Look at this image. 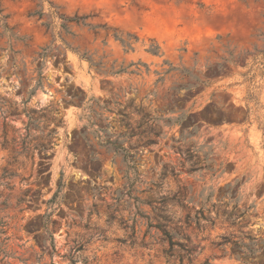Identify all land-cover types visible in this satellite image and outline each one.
<instances>
[{
  "label": "rangeland",
  "instance_id": "obj_1",
  "mask_svg": "<svg viewBox=\"0 0 264 264\" xmlns=\"http://www.w3.org/2000/svg\"><path fill=\"white\" fill-rule=\"evenodd\" d=\"M174 195L191 264H264V0H0V264H179Z\"/></svg>",
  "mask_w": 264,
  "mask_h": 264
},
{
  "label": "trees",
  "instance_id": "obj_2",
  "mask_svg": "<svg viewBox=\"0 0 264 264\" xmlns=\"http://www.w3.org/2000/svg\"><path fill=\"white\" fill-rule=\"evenodd\" d=\"M34 15H37L39 18H42L44 15L43 11L37 12ZM63 20L62 28L65 31H68V27L66 23H77L83 24L86 18H65L61 16ZM44 26L49 30L50 25L44 24ZM116 39L119 40L122 45L128 49L132 50V44L129 42L124 41L120 37L116 36ZM137 40V38H135ZM148 52L158 55L160 52V47L152 46ZM181 197L178 195L170 196H163L154 201V199H150L145 202H141V204L149 205L153 210V220L147 217L148 220L151 221L150 227L157 230L161 233V241L163 243H167L168 246L163 250L164 256L168 259V261H176L179 264H191L192 258L194 257L195 249L190 247L188 243L185 241H189V238L184 237L178 231L181 221L178 220L177 223L174 222L176 218V214L170 213L168 209L169 203L177 204L180 207H183V203ZM245 213H243L240 217H243ZM232 216V215H230ZM230 219V217H229ZM185 225L188 228H192L195 231L204 230L206 227H213L215 225V221L207 216L202 210L196 212L195 214H188L185 218ZM179 226V227H177ZM182 226V225H181ZM230 240L227 237L223 238V242L218 244V247L223 248L227 242ZM205 264H210L209 261H206Z\"/></svg>",
  "mask_w": 264,
  "mask_h": 264
}]
</instances>
